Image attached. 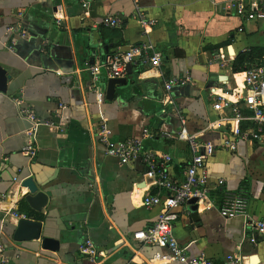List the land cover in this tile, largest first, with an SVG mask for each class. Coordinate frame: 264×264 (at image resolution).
I'll use <instances>...</instances> for the list:
<instances>
[{
	"label": "crops",
	"instance_id": "obj_1",
	"mask_svg": "<svg viewBox=\"0 0 264 264\" xmlns=\"http://www.w3.org/2000/svg\"><path fill=\"white\" fill-rule=\"evenodd\" d=\"M233 1L0 0V67L9 76L0 91V243L8 257L5 264H92L79 250L85 239L98 253L93 264H176L153 260L158 248L133 238L159 212L141 205L134 192L156 190L147 187L140 161L121 164L105 153L97 130L102 126L107 139L116 142L138 137L147 128L151 135L144 146L168 153L169 172L182 178L191 152L175 135L178 115L186 117L188 132L203 130L205 138L218 141L225 128H208L219 118L212 108L217 96L210 89L218 94L241 90V72L248 68L232 70L240 52L262 53L250 59V68L264 62V20L242 21ZM139 11L154 20L146 33L137 22ZM111 15L120 16V27L102 24ZM9 25H19L23 32L7 36ZM237 26L243 31L237 32ZM145 41L160 52V64L131 66L110 98L103 77L99 99L85 68ZM10 43L12 50L6 48ZM215 54L225 64L210 63ZM185 75L188 84L164 89L166 79ZM18 95L43 120L61 123L59 129L38 125L33 159L21 151L29 123L13 101ZM58 104L65 107L56 118ZM206 167L213 207L204 210L188 202L176 209L177 241L189 254L203 253L211 264H226L235 254L246 258V264H264V235L249 228L242 216L223 219L218 212L224 189H243L250 217L264 220V137L239 142L235 152L216 148ZM218 178L223 186L213 189ZM31 187L47 195L38 211L24 198ZM194 205L196 217L191 216ZM7 208L29 218L35 213L37 218L31 219L42 223L43 236L58 240V248L44 249L40 239L13 241L18 219Z\"/></svg>",
	"mask_w": 264,
	"mask_h": 264
},
{
	"label": "built area",
	"instance_id": "obj_2",
	"mask_svg": "<svg viewBox=\"0 0 264 264\" xmlns=\"http://www.w3.org/2000/svg\"><path fill=\"white\" fill-rule=\"evenodd\" d=\"M85 5V4H84ZM235 15L242 21H263L264 20V0H234L231 4ZM137 22L146 33V26L153 24L154 20L145 16L141 11L137 13ZM122 19L119 15H111L103 18L102 24L105 27H120ZM237 32H242L243 27L237 26ZM19 25H9L6 28V35L11 33H22ZM6 48L12 50V44H7ZM161 61V54L155 51L152 44L145 41L138 44H131L123 50H117L110 54L100 63L90 64L85 69L90 76V89L100 99L103 96L100 88V81L103 77L121 78L127 73L128 66L151 65L158 66ZM225 64L224 58L215 54L212 62ZM264 61V60H263ZM242 73L240 91L226 89L218 94L215 88L210 89V95L217 98L212 104L213 110L218 112L219 118L216 123H210L209 129L224 127L218 141L205 138L203 130L199 132H188L186 129V117L179 114V126L175 132L178 139L186 141L191 152L189 160L182 171V178L173 176L168 168L171 163V156L165 152H158L146 148L143 140L149 137L147 128H143L138 137H128L120 141H110L106 137V131L101 126L97 130V139L103 144L107 155L118 159L121 164H131L137 159L141 162L144 176L149 180L148 186L156 191L136 190L138 202L147 207H157L159 212L152 225L145 229L133 233V238L141 244L151 245L158 248L153 254V260H164L176 264H211L203 254L192 255L186 248L179 244L174 232L173 225L177 219L175 212L178 208H186L190 199H195L194 204L202 205L204 210L213 207L209 197L212 188L208 179L206 161L213 155L216 148L224 149L228 152H235L239 142L253 143L260 141L264 137V62L258 66H253ZM190 82L189 75L169 77L164 82V89L170 91L174 86H184ZM234 98L232 99V96ZM13 101L19 108V114L26 119L29 126L26 130L27 141L22 147V152L29 159L36 155L35 134L38 125L46 124L50 128L59 129L60 124L55 119L43 120L31 106L24 103L23 97L18 95ZM65 106L58 104L54 111L55 117L59 118L61 110ZM60 121V120H59ZM162 136L170 137L169 132H162ZM17 181V177H13ZM223 178H218L213 189L223 186ZM249 199L243 189L232 191L224 189L222 191L218 212L223 219H231L237 216L244 218L245 224L264 235V220L252 219L248 213ZM6 213L19 219L25 217L15 210L7 208ZM254 242V238H250ZM82 254L86 255L94 263L97 253L93 242L85 239L79 246ZM245 259L237 254L228 257L226 264H246ZM163 261V262H164ZM8 262V257L4 253V246L0 243V264Z\"/></svg>",
	"mask_w": 264,
	"mask_h": 264
},
{
	"label": "water",
	"instance_id": "obj_3",
	"mask_svg": "<svg viewBox=\"0 0 264 264\" xmlns=\"http://www.w3.org/2000/svg\"><path fill=\"white\" fill-rule=\"evenodd\" d=\"M130 66L127 67V72L129 73ZM9 76L6 74L5 70L0 67V91L5 90L6 80ZM124 78H109L107 83V97L110 98L113 95L115 85L124 83ZM136 161H139L137 159ZM28 185V184H27ZM30 185V184H29ZM24 198L27 201L29 207L32 210L38 211L45 206L47 202V195L45 192L38 190L37 188L31 187L30 191L25 192ZM195 199H190L189 202L194 203ZM193 212L191 216H197L196 206L194 205L191 209ZM42 223L38 220L31 219L29 217H21L15 223V228L12 232L11 238L13 241L22 242L29 240H41L42 248L56 250L58 248V240L51 237L43 236Z\"/></svg>",
	"mask_w": 264,
	"mask_h": 264
},
{
	"label": "trees",
	"instance_id": "obj_4",
	"mask_svg": "<svg viewBox=\"0 0 264 264\" xmlns=\"http://www.w3.org/2000/svg\"><path fill=\"white\" fill-rule=\"evenodd\" d=\"M262 53H259L256 55L255 52H240L239 54H237V56L235 57L234 61H233V65H232V70L234 72H240L243 70L244 67L250 68V59H255L256 57H261ZM262 64V62L260 63ZM257 64V65H260ZM31 217H35L37 218V215L33 212H30L28 214Z\"/></svg>",
	"mask_w": 264,
	"mask_h": 264
}]
</instances>
